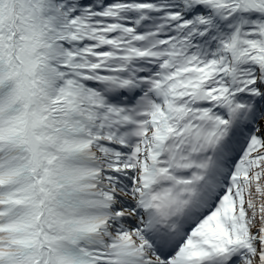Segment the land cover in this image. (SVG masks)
<instances>
[{"label":"snow or ice","instance_id":"6c2138e0","mask_svg":"<svg viewBox=\"0 0 264 264\" xmlns=\"http://www.w3.org/2000/svg\"><path fill=\"white\" fill-rule=\"evenodd\" d=\"M0 264H264V0H0Z\"/></svg>","mask_w":264,"mask_h":264}]
</instances>
